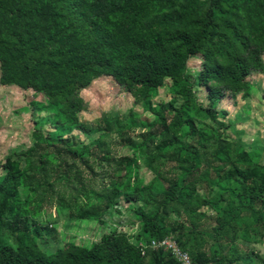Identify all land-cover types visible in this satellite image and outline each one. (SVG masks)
Wrapping results in <instances>:
<instances>
[{"label": "rangeland", "instance_id": "obj_1", "mask_svg": "<svg viewBox=\"0 0 264 264\" xmlns=\"http://www.w3.org/2000/svg\"><path fill=\"white\" fill-rule=\"evenodd\" d=\"M243 1L245 5L248 2ZM181 4L221 16L231 2L175 0L154 6L168 14ZM260 13L264 17V12ZM252 23L256 24L254 19ZM250 36V47L241 57L248 72H243L238 61L227 65L228 80L218 86L222 97L214 102L212 117L203 111L208 99L197 85L201 43L185 47L186 70L177 85L166 80L145 98L104 76L57 105L47 103L40 93L0 83V174L6 166L26 170L30 151L36 171L42 158L57 162L36 144L39 135L52 132L57 108L68 104L75 106L77 118L67 135L71 143L80 147L102 139L110 151L108 159H89L97 172L107 164L114 169L105 184L119 189L118 197L95 217L76 215L83 197L72 202L67 192L63 194L58 188L56 194L41 191L35 195L34 185L24 177V183L18 184L23 205L27 203L25 198L29 200L20 216L38 229L35 239L42 252L53 254L71 245L92 247L102 235L115 231L148 253L151 250L146 248L136 211L143 208L164 224L174 226L176 231L170 234L181 249L177 240L189 244L191 258L200 255L209 259L208 264H219L223 258L221 263L231 264L230 260L242 254L249 258V264H264V189L259 179L230 172L234 166L243 171L257 166L264 174V39L257 43V37ZM217 62L223 64L221 59ZM79 166L90 183L97 179L84 165ZM188 168L191 175L186 172ZM98 184L99 179L94 183L97 190ZM172 186L178 197L171 201ZM61 195L66 205L59 201ZM96 202L89 192L86 203ZM1 218L0 239L13 244L22 227L14 229L2 214ZM218 220L226 223L216 232ZM30 232L34 236V231ZM162 252L159 256L163 263L175 264L168 253Z\"/></svg>", "mask_w": 264, "mask_h": 264}, {"label": "trees", "instance_id": "obj_2", "mask_svg": "<svg viewBox=\"0 0 264 264\" xmlns=\"http://www.w3.org/2000/svg\"><path fill=\"white\" fill-rule=\"evenodd\" d=\"M174 1L0 0V83L40 93L47 103L57 105L104 76L145 98L166 80L177 85L186 70L185 47L201 43L197 85L205 90L208 99L203 111L212 117L214 102L222 97L218 86L228 80L227 65L238 61L247 73L248 65L241 57L250 47V35L257 37V43L264 39V17L260 16L264 0H247L246 5L243 0H222L231 4L221 16L202 12L190 4H181L168 14L154 6ZM218 59L223 64H218ZM209 83L217 86L211 87ZM57 109L52 132L39 135L36 144V148L55 156L57 162L52 164L42 158L37 161L41 166L36 171L30 151L26 170L6 166L0 174V223H4L2 214L14 229L22 227L18 228L19 235L13 244L0 239V264H167L159 256L161 251L142 256L124 234L115 231L102 235L92 247L71 245L53 254L39 249L35 239L38 229L30 225L28 218L20 216L29 206L28 198L24 206L18 196V184L24 183L23 177L34 185L35 195L41 191L56 194L58 188L63 194L67 192L72 202L83 197V205L76 210L80 218L103 214L119 195L118 188L105 184V178L114 169L107 164L97 172L89 163V159L94 161L96 157L108 159L107 142L99 139L95 144L75 146L67 137L70 127L77 122L75 106L68 104ZM80 164L99 179V190L94 186L97 179L90 183ZM237 171L243 178L259 179L260 188L264 189V174L259 167L243 171L234 166L230 170ZM186 172L192 174L189 168ZM175 191L172 186L169 200L178 197ZM89 192L96 203H86ZM141 199L145 201L144 197ZM64 200L61 195L62 205H66ZM136 211L147 243L176 231L172 224H164L145 209ZM218 221L216 232L226 223ZM177 241L183 250H190L188 243ZM191 259L194 264L209 263L200 255ZM221 260L219 264H224ZM246 260L249 258L238 254L230 263L249 264Z\"/></svg>", "mask_w": 264, "mask_h": 264}, {"label": "built area", "instance_id": "obj_3", "mask_svg": "<svg viewBox=\"0 0 264 264\" xmlns=\"http://www.w3.org/2000/svg\"><path fill=\"white\" fill-rule=\"evenodd\" d=\"M146 248L151 251L166 252L178 264H194L189 254L178 246L175 238L171 234L162 239H151L147 243ZM138 250L142 256L146 254L145 248L140 247Z\"/></svg>", "mask_w": 264, "mask_h": 264}]
</instances>
